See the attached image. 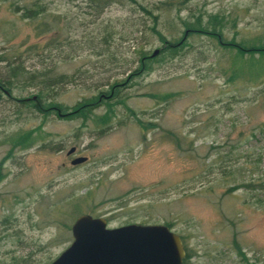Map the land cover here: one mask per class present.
I'll return each mask as SVG.
<instances>
[{"label":"rangeland","instance_id":"obj_1","mask_svg":"<svg viewBox=\"0 0 264 264\" xmlns=\"http://www.w3.org/2000/svg\"><path fill=\"white\" fill-rule=\"evenodd\" d=\"M198 19L223 39L202 28L162 50ZM260 40L264 0H0V264H48L84 212L168 224L185 264H264V192L227 191L264 177V82L232 78L251 60L225 43ZM114 82L111 120L92 118L104 102L59 114ZM40 88L48 112L19 100Z\"/></svg>","mask_w":264,"mask_h":264},{"label":"water","instance_id":"obj_2","mask_svg":"<svg viewBox=\"0 0 264 264\" xmlns=\"http://www.w3.org/2000/svg\"><path fill=\"white\" fill-rule=\"evenodd\" d=\"M85 159L77 155L71 162ZM71 232V242L48 264H183L186 255L181 235L165 223L109 226L105 216L84 212L73 221Z\"/></svg>","mask_w":264,"mask_h":264},{"label":"trees","instance_id":"obj_3","mask_svg":"<svg viewBox=\"0 0 264 264\" xmlns=\"http://www.w3.org/2000/svg\"><path fill=\"white\" fill-rule=\"evenodd\" d=\"M97 3H107L111 0H93ZM142 8L144 10H149L147 9L145 6H142ZM156 15H154L155 17ZM211 24V23H210ZM188 25V24H187ZM202 28H208L209 33H211L214 36H217L218 39H223V34H222V30L220 27L219 29L217 28V26L215 24H212L211 27H209V22L204 23L202 22V20L198 19L197 21H195L194 23L188 25L185 29V35H183V37H181L179 40L176 41H171V40H167L163 35H161V39L164 40V49L162 50H169L171 53L176 54L179 51V48L182 46L183 42L185 43V41H182L184 39V36L186 38L187 34H191L195 31H199ZM183 38V39H182ZM182 41V42H180ZM244 41V40H243ZM243 41H238L236 43L233 42H226L225 45L228 47H236L238 50L240 51H246L249 54V60H251L250 62H248V67H244V64H240L238 65L237 68H233L232 70V74L231 77L233 78L234 76L236 77H240V76H247L249 79H252L254 83H256V81L258 79H260L262 82H264V77H262L264 75V69L262 68V66H260V57H263L264 55V41L260 40L258 42H253V43H245ZM180 42V43H179ZM230 44V45H228ZM161 50V51H162ZM145 53V52H143ZM255 53H259V55H255ZM150 56V57H149ZM154 55H147V56H142V58L152 57ZM141 65L137 66L134 68V70L130 73L131 75L137 74L140 70H142V68H144V63L145 61L142 59L141 61ZM263 64V63H262ZM147 65V64H146ZM146 67V66H145ZM62 79V75H59V77H50L47 79H42L44 80V86H47L49 84H54L57 83L59 81H61ZM9 81V80H8ZM122 82V81H121ZM121 82H114L113 84H111L110 89L108 91H101L100 93H98L97 95L90 97V98H86L82 101H79L75 106H73V109L70 111H64V112H59V114L62 115H68L69 117H78L81 116L84 119L89 118L92 115L93 109L99 105L100 103L104 102L107 105V110L102 113V114H96L95 116H93V120L97 123H105L109 120H111L113 118V116H115V108L113 107V105H116V103L118 102H123V98L121 97V89L120 86L123 85V83ZM7 81H2L0 79V87L2 88V86L6 85ZM8 89L10 90V88L8 87ZM43 99H46L43 95V89H39L38 93L35 95V97H23V98H19V100H21V102H25L27 105H29L30 107L34 108L37 111H46L48 112L51 108L52 105H49L47 107H44V102L46 101H42ZM54 106H56V109H58L59 111L64 109V107L62 105L59 104H55ZM259 128L262 130V132L264 133V122L262 123L261 126H259ZM32 141H28L27 143L29 144ZM238 187H246V191L248 190V192H251L252 196H255V198L259 199L260 196H258V192L256 190H260L261 192H264V177L258 176V177H250L246 180H241L240 182H235L233 185L229 186L227 188V191H230L232 189L238 188ZM183 238V236H181ZM187 255L189 256V253H187ZM186 262V258L183 261V264H185Z\"/></svg>","mask_w":264,"mask_h":264},{"label":"flooded vegetation","instance_id":"obj_4","mask_svg":"<svg viewBox=\"0 0 264 264\" xmlns=\"http://www.w3.org/2000/svg\"><path fill=\"white\" fill-rule=\"evenodd\" d=\"M68 154H73L74 157L78 155V154L75 155V149L72 150V151H71L70 153H68ZM182 240H183V239H182ZM186 256H187V251H186V255H185V257H184V260H185ZM184 260H183V261H184Z\"/></svg>","mask_w":264,"mask_h":264}]
</instances>
